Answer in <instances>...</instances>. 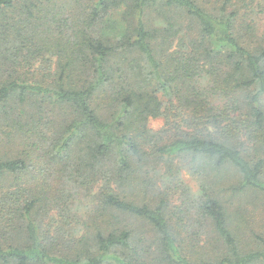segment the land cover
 <instances>
[{"label": "trees", "instance_id": "1", "mask_svg": "<svg viewBox=\"0 0 264 264\" xmlns=\"http://www.w3.org/2000/svg\"><path fill=\"white\" fill-rule=\"evenodd\" d=\"M261 16L264 0H0V264H264L232 209L264 196ZM163 163L201 179L184 211L217 253L184 251Z\"/></svg>", "mask_w": 264, "mask_h": 264}, {"label": "rangeland", "instance_id": "2", "mask_svg": "<svg viewBox=\"0 0 264 264\" xmlns=\"http://www.w3.org/2000/svg\"><path fill=\"white\" fill-rule=\"evenodd\" d=\"M259 28L260 31H264V16L259 18ZM43 65L42 62H37L33 69L41 70ZM163 124V118L152 119L149 122L153 130H159ZM176 163L178 161H175L174 164ZM157 168L152 171L150 176L158 180L159 187L168 195L171 214L176 211V207H178L179 211H184L194 197L200 198L202 196L201 179L192 175L188 170L183 169L181 173L176 172L179 175V179H174L168 175L163 176L166 170L164 163L159 164ZM228 174L230 175V173ZM162 177H165V179H162ZM83 194L79 193L73 201L75 204L72 205L76 211L77 209L79 210L78 215L84 212L86 214L89 201L91 200L89 193ZM243 195H245L244 198H234L232 201L233 211L239 206L243 208V212L235 214V217L238 218L240 243L244 249L256 250L260 244L257 237L264 238V196L248 189L243 191ZM193 207L189 213H185V211L178 215L173 213L171 223L177 227L175 229L179 232V239L185 248L184 251L198 259L217 253L219 246L221 249L222 244L218 242L217 234H215L209 219L200 214L195 206ZM52 214L59 217V210H54ZM136 223L143 230H147L151 236L154 235L151 225L142 220H136Z\"/></svg>", "mask_w": 264, "mask_h": 264}]
</instances>
